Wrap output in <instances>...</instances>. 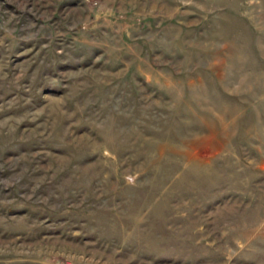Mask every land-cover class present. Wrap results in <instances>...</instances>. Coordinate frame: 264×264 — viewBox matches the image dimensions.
Masks as SVG:
<instances>
[{"label":"rangeland","instance_id":"rangeland-1","mask_svg":"<svg viewBox=\"0 0 264 264\" xmlns=\"http://www.w3.org/2000/svg\"><path fill=\"white\" fill-rule=\"evenodd\" d=\"M0 264H264V0H0Z\"/></svg>","mask_w":264,"mask_h":264}]
</instances>
